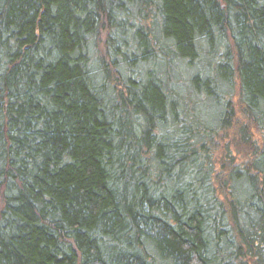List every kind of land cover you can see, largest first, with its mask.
<instances>
[{"label": "trees", "instance_id": "obj_1", "mask_svg": "<svg viewBox=\"0 0 264 264\" xmlns=\"http://www.w3.org/2000/svg\"><path fill=\"white\" fill-rule=\"evenodd\" d=\"M0 264H264V0H0Z\"/></svg>", "mask_w": 264, "mask_h": 264}]
</instances>
